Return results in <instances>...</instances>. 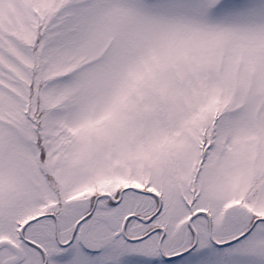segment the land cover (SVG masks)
<instances>
[{"label":"snow or ice","instance_id":"6c2138e0","mask_svg":"<svg viewBox=\"0 0 264 264\" xmlns=\"http://www.w3.org/2000/svg\"><path fill=\"white\" fill-rule=\"evenodd\" d=\"M0 264H264V0H0Z\"/></svg>","mask_w":264,"mask_h":264}]
</instances>
